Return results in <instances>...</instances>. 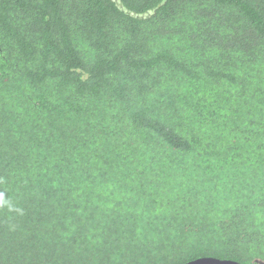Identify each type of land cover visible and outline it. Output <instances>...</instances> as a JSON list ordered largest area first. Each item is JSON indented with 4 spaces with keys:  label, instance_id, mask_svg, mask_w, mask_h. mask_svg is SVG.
<instances>
[{
    "label": "trees",
    "instance_id": "trees-1",
    "mask_svg": "<svg viewBox=\"0 0 264 264\" xmlns=\"http://www.w3.org/2000/svg\"><path fill=\"white\" fill-rule=\"evenodd\" d=\"M0 202V264H264V0H0Z\"/></svg>",
    "mask_w": 264,
    "mask_h": 264
},
{
    "label": "water",
    "instance_id": "water-1",
    "mask_svg": "<svg viewBox=\"0 0 264 264\" xmlns=\"http://www.w3.org/2000/svg\"><path fill=\"white\" fill-rule=\"evenodd\" d=\"M185 264H242L240 262L228 259H219L216 257H202L192 261H189Z\"/></svg>",
    "mask_w": 264,
    "mask_h": 264
},
{
    "label": "clouds",
    "instance_id": "clouds-1",
    "mask_svg": "<svg viewBox=\"0 0 264 264\" xmlns=\"http://www.w3.org/2000/svg\"><path fill=\"white\" fill-rule=\"evenodd\" d=\"M7 202H0V204H6ZM11 210V209H10Z\"/></svg>",
    "mask_w": 264,
    "mask_h": 264
}]
</instances>
